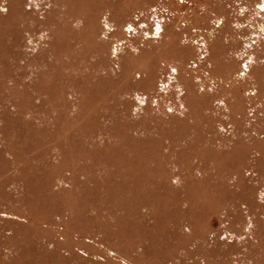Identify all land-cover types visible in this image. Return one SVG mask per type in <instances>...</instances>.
Masks as SVG:
<instances>
[{
    "label": "rangeland",
    "instance_id": "rangeland-1",
    "mask_svg": "<svg viewBox=\"0 0 264 264\" xmlns=\"http://www.w3.org/2000/svg\"><path fill=\"white\" fill-rule=\"evenodd\" d=\"M0 264H264V0H0Z\"/></svg>",
    "mask_w": 264,
    "mask_h": 264
}]
</instances>
